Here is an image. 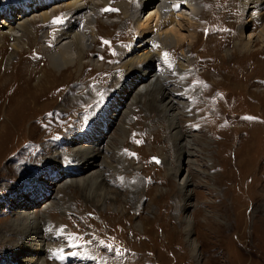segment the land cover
<instances>
[{
	"label": "rangeland",
	"instance_id": "1",
	"mask_svg": "<svg viewBox=\"0 0 264 264\" xmlns=\"http://www.w3.org/2000/svg\"><path fill=\"white\" fill-rule=\"evenodd\" d=\"M13 1L20 0H0V9ZM110 1L105 6L101 0H80L88 9L76 19L83 16L91 20V45L86 49L85 64L51 74L48 82L52 84L43 92L34 90L51 70L50 54L59 47L56 33L65 20L64 2L49 6V11L61 7L51 14L50 23L37 20L35 36L31 40V34L22 37L18 49L13 47L12 37L3 36L0 264H13L12 259H3L9 253L7 247L24 235L22 229L11 226L25 217L19 214L30 210L46 211L38 235L46 239L45 245L54 246L50 255L44 252L51 264H264V46L258 43L247 53L235 51L242 23L246 36L259 34L264 25V6L245 11L241 0H196L189 5L194 11L185 7L180 12L174 9L162 14L165 20L177 17L176 33L171 30L172 20L159 25L155 3L141 16L130 13L127 17L124 9H130L133 0ZM94 3H100L98 10L91 9ZM33 13L38 12L32 11L30 17L36 16ZM67 21L68 12L64 24ZM147 28H153L156 37L173 36V46L152 69H158L157 76L166 72L172 61L182 60L183 53L189 58L185 64L193 67L172 74L173 87L180 90L174 101H184V116L179 119L182 130L202 135L195 137L206 144V151H196L192 158L195 163L177 177L173 172L177 170L178 141L166 114L155 107L162 101L159 89L153 88L149 103L133 100L140 86L132 88L127 81L125 89L134 94L111 101L114 90L123 82L125 71L120 66L124 51L136 45ZM12 33L22 35L18 30ZM179 40L185 42L179 44ZM209 93L216 96V105L210 104ZM219 98L224 104L218 107ZM102 101L113 111L108 125L100 124L99 130L104 137H114L120 121L125 134L116 149L105 150L104 140L96 145L95 149L102 152L101 159L112 166H106L104 187L100 185L103 180H98L90 197L87 184L92 186L91 178L98 179L96 174L106 169L94 163L86 172L65 174L67 166L63 164L70 158L76 161V146L93 147L85 133L90 119L96 114L102 116ZM153 155L160 162L152 160ZM186 176L192 182L183 188ZM36 178L41 183L35 182ZM71 178L82 182L64 189ZM21 190L27 196L33 190L36 197L43 194L44 198L24 210L7 205V199L14 195L10 192ZM107 190L110 194L104 199ZM192 244L198 246L196 252Z\"/></svg>",
	"mask_w": 264,
	"mask_h": 264
},
{
	"label": "bare ground",
	"instance_id": "2",
	"mask_svg": "<svg viewBox=\"0 0 264 264\" xmlns=\"http://www.w3.org/2000/svg\"><path fill=\"white\" fill-rule=\"evenodd\" d=\"M51 1H53V0H27V1H22L25 3L20 2L21 4L11 3L12 5H8V6L6 5V7H4L2 9V11H0V13L2 15H4V14L6 15V18H4L2 16L3 20L1 21V25H0V45L3 41V36L7 35V36H10L14 39L13 47L15 49H18L19 45H20L19 43L23 42L22 37L29 36L31 34V36H32L30 38V40H31L33 38V36H35V31H36L35 27H36V24L38 23L37 20H42L43 23L47 22L51 18V14L52 13L55 14L56 9L58 7L64 6L66 8V10H68V18L71 17V19L76 18L77 16H80V14L82 15V13L85 11V9H88L86 7L87 4L86 5L83 4L82 2H80V0H64L65 1L64 5L54 7L52 10L49 11V6H50ZM120 1H119V4L121 3ZM194 1H196V0H133L134 4L131 5L130 9L125 10L126 9L125 5L123 6L125 8L124 11H126L123 14H125L127 17H128V15H130V13L131 14L134 13V16H137V15L141 16V13L143 12V10L146 7H149L150 5L155 3V4H157L156 5V10H157L156 15H159V17H158L159 23L161 22V24H159V25L166 24L172 20L173 27H171V30H175L176 33H178V29L175 27V26H178V23H176L177 21L175 22V20H174L177 17H175L174 19L165 20L162 17V14H164V13H162V11H165L166 9L172 7L173 4L177 5L179 3H184V4L192 5ZM109 2H111V1L110 0H101L100 3H103V5L107 6L106 4ZM241 2H242V7L245 11L246 10L249 11L251 9L252 10L253 9H260L261 7L263 8V6H264V0H241ZM100 3H98V4H100ZM98 4L94 3L91 6V9H94V8L97 9L100 6V5L98 6ZM123 4H126V2L124 1ZM120 6H122V5L120 4ZM34 9H37L36 11L38 13H33L36 16L30 17L29 14ZM172 10H174V9H172ZM172 10L170 12H172ZM262 14L264 15V12ZM262 14H261V16H262ZM175 16H177V15H175ZM178 16H179V14H178ZM254 16L255 15H251L250 17L254 19ZM82 17L83 16H81L79 18H82ZM255 17H257V16H255ZM79 18H77L75 22H72L68 19L67 23L63 24V26L60 28V30L56 33V36L58 38L57 42L59 44V47L56 49V51H53L50 54L51 70H49V72L45 74L46 78L39 80V85L36 86V90H34V91L43 92L47 88H49L51 86L52 82H48V77L53 73H60L63 70H69L71 67H74V69H78V68H80V67L82 68V66H84L85 63L83 62V60L85 59L86 54H87L86 49H88L89 46L91 45L89 38H88V36L90 35L88 33L90 30L89 24H91V20L90 21L86 20L87 24L83 26V29H81V31H78L79 25L81 23L79 21ZM257 18H259V17H257ZM253 19H251V21ZM124 21H126V20H124ZM159 25L157 26V28L159 27ZM242 25L243 26L240 27V29H239L240 31L238 32V34H240V36L238 37L239 41H237V45H236L237 49L235 51L238 50L239 52H246L247 53V51L252 50V48L254 46H256L258 43H260L261 47L264 46V25H262L260 27L259 34L255 35V34L250 33L249 36L248 35L246 36L245 33L243 34L244 29H246V25H244L243 23H242ZM37 27H39V26H37ZM138 28H139V26H138ZM14 30H18V32H21L22 35L13 34L12 32ZM154 34L155 33H154L153 28L144 29L143 33L140 35V38H138V42L136 41L137 42L136 45H132L130 48L128 47L126 52L124 50H122V51H124L125 55H124L123 59L121 58L123 61L121 60L122 64L120 67L122 68V71H125V73L123 76L122 84L118 85L116 87V90H114L115 95H113V96L111 95L112 96L111 101H113L114 99H116L122 95L124 96V99H126V98L128 99V96L131 93H132V95L134 94V92H132V90L128 91L127 89H125L127 81L131 82L132 88H136L137 85L140 86V90L137 92V95L135 97L131 96L133 100L141 99V100L147 101L149 103L152 98L149 99L148 97L151 96V92H152L153 88H155V86H156L159 89V92H160L159 95L161 96L162 101H161V105L159 104V105H156L155 107L158 111H161V112L166 114V122H168L170 124V126L172 128V133H174V136L177 139L176 141H178L177 142L178 143V145H177L178 151H177V156H176L177 170L176 169H175V171L173 170L174 171L173 173L176 175L175 177H177L178 173H181L186 167L191 168L190 166H192L195 163L194 160H192V158L195 157L196 151H199V152H205L206 151V149H205L206 144L199 142L200 139H197L195 137V136H202V135H189L182 130L179 119L181 118V116H184V114H183L184 110L182 107L184 104V101H182V100L180 101L179 99L177 101H174V98H176L175 96H177L179 94L177 92L180 90H177L175 87H173L175 85V83L172 82V80H173L172 76H174L172 74L175 73V75H176L178 73H183L186 70H188V68L193 69V67L191 66V63H189L188 65L185 64L186 59H189L188 55L184 54V53L181 54L182 60L180 59L179 61H175V62L172 61V63L170 62L171 65L167 68V71L164 72L163 74L157 76L156 73H158L157 72L158 69H155V70H152V69L155 68V63L159 61V60L157 61V59L161 60L162 55H164V53L166 54L168 51V47L173 44V38H172L173 36L167 35L164 38H162L161 35H160V37L159 36L156 37V35H154ZM141 38H142V40H141ZM184 42H183V40H179V44H183ZM229 49H230V47H229ZM230 54L231 53H229V56H230ZM168 72H172V73H168ZM181 78H183V77L181 76ZM198 79H199V77H198ZM135 81H136V83H135ZM176 81L178 83H180L179 79ZM77 90L78 89L75 88V91H77ZM216 92H218V91H216ZM143 93H145V96H142ZM220 96H221V94H220ZM204 97H205V94H204ZM215 97L216 96L213 95V93H209L208 99H209L210 104L216 105V103L213 102ZM122 99H123V97H122ZM217 101H218V104H217L218 107L220 105H222V103L224 102V101H222V98H219V100H217ZM103 103H104V101H102V104ZM154 103H156V102H154ZM154 103H153V105H154ZM123 104H124V101H123ZM186 106L189 107L190 103H189V106L188 105H186ZM228 107H229V105H228ZM108 108H109V106H106L105 109H108ZM125 110H127V109H125ZM111 114H112V111L111 112L106 111L105 117L104 116L103 117L100 116V117H96V118L92 117L93 120L91 121L90 128L95 130V133H93L94 135L92 136V141L89 142V145L93 146L91 149H84V148H80V147L76 146L73 150V153H74L73 156L76 160V161H74V162H76V167H73L71 169V174H76L78 172H82V173L86 172V169L89 170V168L90 169L93 168L95 164L99 168L101 166H103L106 169V171H104V170L99 171L98 174L95 173L98 176V179L95 180V179L91 178L92 181H90V183L92 186L87 184V186L90 187L88 190L90 197L92 196L93 193H95L96 187L93 189V186L97 183L98 180L99 181L103 180V181H101L102 183L100 182V185L104 187V185H103L104 181H105L104 174H105V172H108V168L106 166H109V167L112 166V164L109 163V161L106 162V161L101 159L102 158V152L100 150L97 151L95 149L96 145H98L101 140H104L105 142H107L106 147H104V149L108 151L112 148H115L116 143H119L124 138L125 130L123 128V124H121L119 126L120 121L118 122L119 129L117 128L118 131L116 130L117 132H115L116 134L114 135V137L112 136L113 138L109 137L108 135L106 137H104V132L99 130L100 124L103 127L108 125L109 116ZM102 115H103V113H102ZM96 134H99V137H96V136H98ZM95 138H98V139H95ZM194 138H196V140ZM106 140H108V141H106ZM74 142H76V140ZM105 150H104V152H106ZM112 159H114V154L112 156ZM77 167H79L81 170ZM86 178H85V180H86ZM109 178H111V177H109ZM71 180H73V179L71 178L69 180H66V183L68 182V184H66V185L64 184L65 185L63 187L64 189H65V187H69V185H80V182H82L81 180H74V181H71ZM191 182L192 181L190 180V178L188 176H186L183 178L181 185L183 186V188H186L187 186H189L191 184ZM83 183H85L84 179H83ZM102 190H104V189H102ZM10 193L14 194V195L7 199L8 201H6V204L7 205L15 204V207L21 208L23 210L29 206L35 207V205L38 202L40 203V201H42V199L44 198L43 194H41L39 197H36L35 195L32 196V194H31L32 192H30V196L24 195V193H22L20 191H18L16 193L11 191ZM104 194H105V196H104V199H105L106 197L109 196L110 193H108V190H107ZM188 194H185L184 197L190 199V195H188ZM44 213H46V211ZM44 213H34V211L30 210V211H26V213L23 215L19 214V216H25V217H23V218L20 217V220L13 223L11 228L22 229L21 232L23 233L24 237L19 239L18 241H15V242L10 241L9 243H11V244H9V245L7 244L8 245L7 250L9 253L3 259H5L6 261H8L7 259H12L14 261L13 264H51L47 261L46 256L44 254V252L46 253V246H47V245H45L46 239L39 236L41 225L44 221H46V218L43 216ZM142 225H143V223H142ZM35 232H37V234H35ZM5 237L7 238V236H5ZM197 247L198 246H196L195 244H192V248H193L194 252H196ZM8 256H10V257H8Z\"/></svg>",
	"mask_w": 264,
	"mask_h": 264
}]
</instances>
